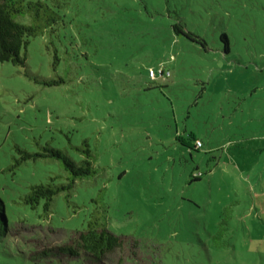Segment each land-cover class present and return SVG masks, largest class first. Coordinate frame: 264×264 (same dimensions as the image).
<instances>
[{
    "label": "rangeland",
    "instance_id": "1",
    "mask_svg": "<svg viewBox=\"0 0 264 264\" xmlns=\"http://www.w3.org/2000/svg\"><path fill=\"white\" fill-rule=\"evenodd\" d=\"M145 1L73 0L65 27L31 40L28 71L64 83L0 62V264L71 243L102 205L123 240L102 264H264V0ZM163 19L201 41L168 38ZM85 140L98 173L50 218L24 206L67 173L49 159L4 172L15 146L79 162Z\"/></svg>",
    "mask_w": 264,
    "mask_h": 264
},
{
    "label": "trees",
    "instance_id": "2",
    "mask_svg": "<svg viewBox=\"0 0 264 264\" xmlns=\"http://www.w3.org/2000/svg\"><path fill=\"white\" fill-rule=\"evenodd\" d=\"M72 1L0 0V62H9L14 66L25 68V74L28 77L46 86L64 83L65 80L62 77L58 80H46L33 76L27 69V48L33 38L52 36L57 34L60 27L67 25L66 12ZM142 1L145 4V9L149 10L146 1ZM162 25L166 26L168 30V38L176 36L178 39L201 41L181 21L171 23L163 19ZM54 58V64L57 65L60 62L58 49H55ZM164 73L165 71L162 69L160 75L164 77ZM15 148L20 157L15 158L14 163L3 170L4 172L16 173V170L29 160L49 159L58 161L67 173L65 182L56 184L54 183L55 178H52L51 183L33 184L29 187V191L22 196V204L30 210L42 209L40 214L42 217L50 218L57 195L65 194V199L70 202L76 182L92 178L98 173L94 167V152L87 140L83 142L82 146H73L75 151L82 156L79 162L62 149L49 144H46L43 151L40 152H30L20 145H16ZM198 178L195 176V179ZM93 201L99 203L98 198ZM8 222L6 203L0 196V228L2 231H8ZM75 232L78 236L71 243L33 251L30 256L26 255L24 260H30V264H102L123 245L122 237L109 229L108 209L104 205L101 209L96 208L90 214L83 231ZM62 256H67V262L63 263L58 259ZM118 264H123V259H120Z\"/></svg>",
    "mask_w": 264,
    "mask_h": 264
},
{
    "label": "built area",
    "instance_id": "3",
    "mask_svg": "<svg viewBox=\"0 0 264 264\" xmlns=\"http://www.w3.org/2000/svg\"><path fill=\"white\" fill-rule=\"evenodd\" d=\"M151 74L153 77H156V73L154 72V70L151 71ZM197 146L201 147L202 146V142L201 141H197Z\"/></svg>",
    "mask_w": 264,
    "mask_h": 264
}]
</instances>
